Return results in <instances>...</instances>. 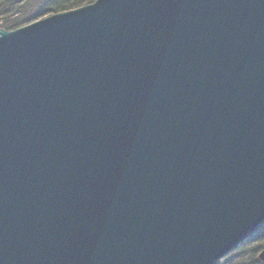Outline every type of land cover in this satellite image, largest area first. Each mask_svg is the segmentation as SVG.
<instances>
[{"label":"water","instance_id":"obj_1","mask_svg":"<svg viewBox=\"0 0 264 264\" xmlns=\"http://www.w3.org/2000/svg\"><path fill=\"white\" fill-rule=\"evenodd\" d=\"M262 225L264 0L0 29V264H216Z\"/></svg>","mask_w":264,"mask_h":264},{"label":"trees","instance_id":"obj_2","mask_svg":"<svg viewBox=\"0 0 264 264\" xmlns=\"http://www.w3.org/2000/svg\"><path fill=\"white\" fill-rule=\"evenodd\" d=\"M93 1L94 0H54L51 1L52 5L45 4L40 7L38 6L35 12L27 15V8L30 6L29 0H0V22L2 29L11 31L20 27L23 23L29 22L28 20L32 18L36 19L37 17L51 12L58 13L78 8L92 3ZM260 232L261 233L255 238L257 241L254 245L247 244L249 242L248 240L217 264H261L257 261V253L264 248V226ZM235 254H237V256H235Z\"/></svg>","mask_w":264,"mask_h":264},{"label":"rangeland","instance_id":"obj_3","mask_svg":"<svg viewBox=\"0 0 264 264\" xmlns=\"http://www.w3.org/2000/svg\"><path fill=\"white\" fill-rule=\"evenodd\" d=\"M51 1H54V0H29V5L30 6L27 8V10H28L27 15L32 13V12H35V10L38 8V6L40 7V6H43L45 4L52 5ZM50 14H52V12L48 13V14H44L43 16L37 17L36 19L32 18V19L28 20L29 22L23 23L21 26L26 25V24H28L30 22H33V21H35L37 19L44 18V17H46V16H48ZM258 232L261 233L260 231H258ZM258 234L255 237L253 236L251 239H249V242L247 244L254 245V243L257 241V240H255V238L258 236ZM235 256H237V254H235ZM231 259H234V258H231Z\"/></svg>","mask_w":264,"mask_h":264}]
</instances>
